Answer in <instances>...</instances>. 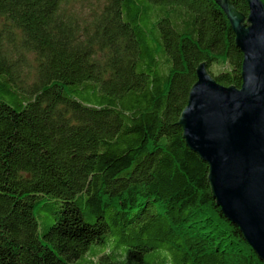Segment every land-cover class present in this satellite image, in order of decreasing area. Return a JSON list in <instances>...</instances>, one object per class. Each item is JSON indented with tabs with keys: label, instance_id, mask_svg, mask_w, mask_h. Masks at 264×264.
<instances>
[{
	"label": "trees",
	"instance_id": "16d2710c",
	"mask_svg": "<svg viewBox=\"0 0 264 264\" xmlns=\"http://www.w3.org/2000/svg\"><path fill=\"white\" fill-rule=\"evenodd\" d=\"M235 40L214 0H0V264H264L179 127Z\"/></svg>",
	"mask_w": 264,
	"mask_h": 264
},
{
	"label": "water",
	"instance_id": "95a60500",
	"mask_svg": "<svg viewBox=\"0 0 264 264\" xmlns=\"http://www.w3.org/2000/svg\"><path fill=\"white\" fill-rule=\"evenodd\" d=\"M243 55L240 89L219 85L197 70L179 127L187 147L208 167L223 216L264 263V4L247 0L248 17L230 0H214Z\"/></svg>",
	"mask_w": 264,
	"mask_h": 264
}]
</instances>
